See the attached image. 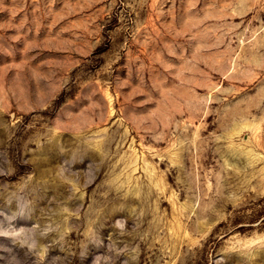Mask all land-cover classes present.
Listing matches in <instances>:
<instances>
[{
    "label": "rangeland",
    "instance_id": "1",
    "mask_svg": "<svg viewBox=\"0 0 264 264\" xmlns=\"http://www.w3.org/2000/svg\"><path fill=\"white\" fill-rule=\"evenodd\" d=\"M0 264H264V0H0Z\"/></svg>",
    "mask_w": 264,
    "mask_h": 264
}]
</instances>
